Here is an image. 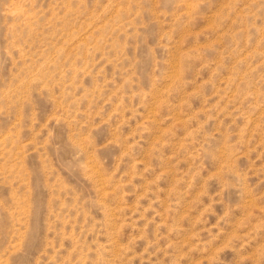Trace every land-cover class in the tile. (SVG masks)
Wrapping results in <instances>:
<instances>
[{
  "label": "rangeland",
  "instance_id": "obj_1",
  "mask_svg": "<svg viewBox=\"0 0 264 264\" xmlns=\"http://www.w3.org/2000/svg\"><path fill=\"white\" fill-rule=\"evenodd\" d=\"M0 264H264V0H0Z\"/></svg>",
  "mask_w": 264,
  "mask_h": 264
}]
</instances>
